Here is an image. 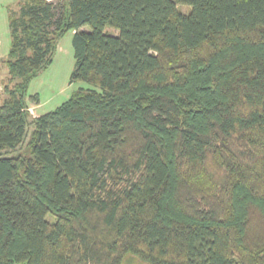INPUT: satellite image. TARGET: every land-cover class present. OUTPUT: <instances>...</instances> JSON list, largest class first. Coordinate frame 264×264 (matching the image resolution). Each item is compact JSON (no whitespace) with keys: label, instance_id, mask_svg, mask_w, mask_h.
Listing matches in <instances>:
<instances>
[{"label":"trees","instance_id":"16d2710c","mask_svg":"<svg viewBox=\"0 0 264 264\" xmlns=\"http://www.w3.org/2000/svg\"><path fill=\"white\" fill-rule=\"evenodd\" d=\"M7 20L0 264H264V0H20ZM69 32L85 87L33 118Z\"/></svg>","mask_w":264,"mask_h":264},{"label":"rangeland","instance_id":"374dc122","mask_svg":"<svg viewBox=\"0 0 264 264\" xmlns=\"http://www.w3.org/2000/svg\"><path fill=\"white\" fill-rule=\"evenodd\" d=\"M20 0H0V56L5 57L10 49V35L8 27V10L15 7ZM51 1V0H48ZM57 2L58 0H53ZM182 13H187L189 7L179 6ZM112 33V30H108ZM72 33L64 35L57 43L51 65L35 77L29 85L30 95H39V105L28 104L31 117L41 116L55 110L83 83L70 84V75L74 67ZM6 69L0 60V84L5 81ZM4 96H0V102ZM52 222V218L48 217ZM122 264H148L133 254L124 257Z\"/></svg>","mask_w":264,"mask_h":264},{"label":"crops","instance_id":"0c3cea01","mask_svg":"<svg viewBox=\"0 0 264 264\" xmlns=\"http://www.w3.org/2000/svg\"><path fill=\"white\" fill-rule=\"evenodd\" d=\"M8 22V21H7ZM4 57H2V56H0V60L2 61V59H3ZM36 117H38V116H36Z\"/></svg>","mask_w":264,"mask_h":264}]
</instances>
